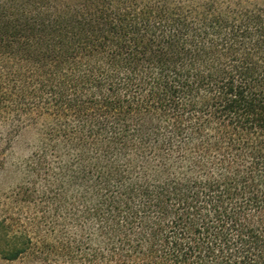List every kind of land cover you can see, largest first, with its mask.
Wrapping results in <instances>:
<instances>
[{"label": "trees", "instance_id": "1", "mask_svg": "<svg viewBox=\"0 0 264 264\" xmlns=\"http://www.w3.org/2000/svg\"><path fill=\"white\" fill-rule=\"evenodd\" d=\"M24 127L0 258L264 264V0H0Z\"/></svg>", "mask_w": 264, "mask_h": 264}, {"label": "rangeland", "instance_id": "2", "mask_svg": "<svg viewBox=\"0 0 264 264\" xmlns=\"http://www.w3.org/2000/svg\"><path fill=\"white\" fill-rule=\"evenodd\" d=\"M35 137V130L24 127L15 133L12 144L2 152L0 147V159L4 155L5 164L0 165V195L18 183L20 172L15 169L14 163L20 157L28 153L29 145ZM0 264H33L28 256H21L14 260L0 258Z\"/></svg>", "mask_w": 264, "mask_h": 264}]
</instances>
